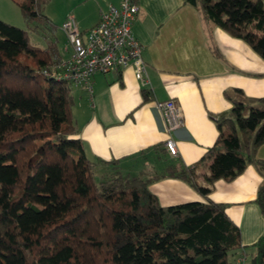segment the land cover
<instances>
[{
  "label": "trees",
  "instance_id": "1",
  "mask_svg": "<svg viewBox=\"0 0 264 264\" xmlns=\"http://www.w3.org/2000/svg\"><path fill=\"white\" fill-rule=\"evenodd\" d=\"M48 2L18 3L48 30L43 48L0 21V264H234L242 253L264 264V231L242 247L225 205L207 199L216 181L230 182L252 164L262 177L253 201L264 216V161L254 158L264 145V98L224 93L231 107L210 116L212 146L192 165L163 173L202 202L161 207L150 179L123 174L117 160L86 158L69 118L71 85L41 75L62 60L57 29L41 13ZM184 3L264 61L263 0Z\"/></svg>",
  "mask_w": 264,
  "mask_h": 264
},
{
  "label": "crops",
  "instance_id": "2",
  "mask_svg": "<svg viewBox=\"0 0 264 264\" xmlns=\"http://www.w3.org/2000/svg\"><path fill=\"white\" fill-rule=\"evenodd\" d=\"M50 2L48 17L57 29L54 37L62 60L70 53L60 31L67 14L85 34L97 23L99 11L118 5V0ZM136 3L139 10L130 31L141 46L145 81L137 82L127 65L93 74L90 97L71 85L69 118L75 138L90 161L117 160L123 174L150 179L147 189L159 206L202 202L185 183L164 177V169L168 165L176 170L188 167L212 146L217 132L210 116L227 114L231 107L225 92L231 95L232 90H239L246 99L264 98V61L243 42L207 22L184 0ZM55 4L63 8L55 10ZM57 34L62 38L60 47ZM143 91L148 99L144 103ZM167 100L179 107L183 120V126L170 134L155 109V103ZM168 139L176 150L172 157L163 148ZM254 158L264 161V145ZM198 182L205 185L201 179ZM261 183L262 177L249 164L232 181H216L207 197L225 205V215L238 229L242 247L253 245L264 231V216L253 201Z\"/></svg>",
  "mask_w": 264,
  "mask_h": 264
},
{
  "label": "built area",
  "instance_id": "3",
  "mask_svg": "<svg viewBox=\"0 0 264 264\" xmlns=\"http://www.w3.org/2000/svg\"><path fill=\"white\" fill-rule=\"evenodd\" d=\"M138 10L136 0H118L116 7L109 5L106 11H99L97 23L85 34L79 32L74 17L67 14L60 31L70 49L69 56L48 70L41 71V75L78 86L89 97L93 74H106L127 65L131 66L135 80L144 83L141 46L130 31ZM155 109L161 115L167 134L183 126L180 109L172 100L155 103ZM163 148L167 155L175 156L176 150L171 140H166ZM245 258L242 253L234 264H243Z\"/></svg>",
  "mask_w": 264,
  "mask_h": 264
},
{
  "label": "rangeland",
  "instance_id": "4",
  "mask_svg": "<svg viewBox=\"0 0 264 264\" xmlns=\"http://www.w3.org/2000/svg\"><path fill=\"white\" fill-rule=\"evenodd\" d=\"M22 0H0V21L11 25L13 27H17L27 33V39L30 45L37 47V48H43L44 46V36L48 34V30L45 28L44 23L41 25L39 19L37 18H25L18 7V3ZM50 6L51 2H49L44 5L41 8V13L43 16L48 17V13H50ZM59 7L62 9V5H54V9ZM50 23L53 22L52 19L49 17L47 18ZM56 19V18H54ZM56 21V20H55ZM58 40V47H60L61 44V36L57 34ZM31 68L35 70L34 66L31 65ZM36 79L41 83V77L36 74ZM245 264H249V257L247 256L245 260Z\"/></svg>",
  "mask_w": 264,
  "mask_h": 264
}]
</instances>
